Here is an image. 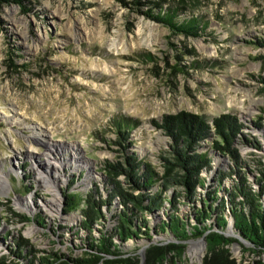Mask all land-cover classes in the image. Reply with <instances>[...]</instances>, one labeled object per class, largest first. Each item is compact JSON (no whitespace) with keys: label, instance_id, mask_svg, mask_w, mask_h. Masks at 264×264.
Masks as SVG:
<instances>
[{"label":"rangeland","instance_id":"rangeland-1","mask_svg":"<svg viewBox=\"0 0 264 264\" xmlns=\"http://www.w3.org/2000/svg\"><path fill=\"white\" fill-rule=\"evenodd\" d=\"M199 1L190 8L208 26L204 34L187 37L173 35L147 16L159 11L156 4L166 8L172 0H0V261H13L11 250L21 240L35 251L38 263L50 252L82 257V245L99 234L77 231L81 212L65 210L63 193L85 195L97 188L108 198L105 166L124 165L130 155L163 175L160 159L172 142L158 126L181 112L208 120L233 114L242 126L233 142L243 161L241 175L259 190L264 0ZM177 65L189 69L176 72ZM120 119L134 125L129 149L116 134ZM211 134L201 151L208 150L213 159L212 171L202 174L213 190L220 172L230 174L234 161L212 151ZM254 142L262 150L250 145ZM1 176L7 191L1 190ZM233 184L234 177L224 178L225 190ZM117 202L111 211L103 210L107 222L96 231L114 228L109 219L119 209ZM183 205L180 211L190 214V205ZM36 215L47 228L39 227ZM157 217H149L150 224ZM235 233L230 226L225 235L236 239ZM238 241L229 248L236 264L264 261V254L252 253V244ZM171 242L176 241L155 237L153 243L129 242L123 251L135 252L139 264H147L150 244ZM182 246L181 261L164 264H203V239L194 237Z\"/></svg>","mask_w":264,"mask_h":264},{"label":"trees","instance_id":"trees-1","mask_svg":"<svg viewBox=\"0 0 264 264\" xmlns=\"http://www.w3.org/2000/svg\"><path fill=\"white\" fill-rule=\"evenodd\" d=\"M200 4L199 0H172L166 8L156 4L159 11H152L147 16L169 28L173 35L196 37L204 34L208 26L204 18L195 15L190 8L193 6L194 9ZM177 58L184 61L180 55ZM193 65L200 67L198 63ZM173 69L182 72L189 68L177 65ZM158 127L166 131L172 142L168 152L163 153L160 159L163 175L156 172L152 164L130 155L124 165L105 166V175L111 185L108 198H103L97 188L85 195L82 192L71 193L69 189L63 193L66 198L65 210L68 213L81 212L77 231L81 229L91 234L94 230L99 234L98 237H88L82 245V257L50 252L48 256L41 257L38 263L33 256L35 251L29 250L28 244L21 240L11 250L14 260L7 262L4 258L0 264H139L136 253H125L123 246L136 241L153 243L155 237L176 242L150 244L146 250L147 264H164L177 258L181 261L184 253L182 244L194 237L207 242L203 264H236L229 248L241 239L252 244L253 254H264V163L259 164L260 178L256 180L259 190H254L248 177L241 175L243 161L233 148L234 139L242 130L238 119L233 114H223L208 120L181 112L166 117L163 125ZM115 128L116 134L129 149L133 145L129 133L134 125L120 119L116 121ZM212 130V151L234 161L230 174L220 172L213 190L202 178L205 171H212L213 159L208 150L201 151L203 143L211 138ZM250 145L256 151L262 150L255 142ZM228 176L234 177V184L225 190L223 180ZM120 177H125V182L119 181ZM75 182L74 178L72 183ZM172 188L179 189L173 197L168 194ZM200 189L202 193L198 192ZM221 192H225L224 196ZM116 200L119 209L112 216L113 220L109 219L114 228L110 230L103 226L104 230L96 231V226L102 225L101 221L107 222L103 210L108 208L111 211ZM165 204L169 207L166 208ZM183 204L190 205V214L184 215L180 211L179 207H183ZM196 204L200 207L196 208ZM149 217H157V223L150 224ZM21 218L27 220L23 216ZM34 221L39 227L47 228L42 216L36 215ZM230 226L236 232L234 235L238 236H234L236 239L225 235ZM256 264H264V261Z\"/></svg>","mask_w":264,"mask_h":264},{"label":"bare ground","instance_id":"bare-ground-1","mask_svg":"<svg viewBox=\"0 0 264 264\" xmlns=\"http://www.w3.org/2000/svg\"><path fill=\"white\" fill-rule=\"evenodd\" d=\"M2 177V176H1ZM3 178V177H2ZM1 179V178H0ZM3 180H4V185L1 187V190L3 189V190H8V188H9V186H8V183H7V181L5 180V178H3ZM7 188V189H6ZM193 247H195V248H201L202 246H201V244H194V246Z\"/></svg>","mask_w":264,"mask_h":264},{"label":"built area","instance_id":"built-area-1","mask_svg":"<svg viewBox=\"0 0 264 264\" xmlns=\"http://www.w3.org/2000/svg\"><path fill=\"white\" fill-rule=\"evenodd\" d=\"M47 204H45V206H46ZM38 211H39V209H37ZM37 210H36V212H37ZM45 210H48L49 211V209H47V207H44V211ZM63 211V210H62Z\"/></svg>","mask_w":264,"mask_h":264},{"label":"water","instance_id":"water-1","mask_svg":"<svg viewBox=\"0 0 264 264\" xmlns=\"http://www.w3.org/2000/svg\"><path fill=\"white\" fill-rule=\"evenodd\" d=\"M222 157V156H221ZM203 241L205 242V244L207 243L205 239H203Z\"/></svg>","mask_w":264,"mask_h":264}]
</instances>
